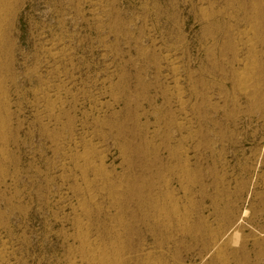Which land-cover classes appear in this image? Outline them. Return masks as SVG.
Masks as SVG:
<instances>
[{"label":"rangeland","instance_id":"obj_1","mask_svg":"<svg viewBox=\"0 0 264 264\" xmlns=\"http://www.w3.org/2000/svg\"><path fill=\"white\" fill-rule=\"evenodd\" d=\"M0 2V264H264V0Z\"/></svg>","mask_w":264,"mask_h":264},{"label":"bare ground","instance_id":"obj_2","mask_svg":"<svg viewBox=\"0 0 264 264\" xmlns=\"http://www.w3.org/2000/svg\"><path fill=\"white\" fill-rule=\"evenodd\" d=\"M8 2V1H7ZM1 3V2H0ZM6 3V2H5ZM1 5H3V3H1L0 4V8L2 7ZM3 7H4V5H3ZM6 7V6H5ZM6 9V8H5ZM5 12V11H4ZM1 13V12H0ZM1 17H3V16H0V18ZM3 19V18H2ZM7 20V19H6ZM4 23V22H3ZM2 40V39H1ZM252 64V63H251ZM254 65V64H253ZM254 70V69H253ZM250 73V72H249ZM247 75V74H246ZM247 81V80H246ZM1 83V82H0ZM251 83V82H250ZM246 85V84H245ZM244 85V86H245ZM250 87V86H249ZM245 89V88H244ZM246 91V90H245ZM2 116V115H1ZM5 118V117H4ZM2 120V122L4 121L3 119H1ZM5 124V123H4ZM2 125V124H1ZM1 128V127H0ZM3 128V127H2ZM4 129V128H3ZM2 130V129H1ZM3 137H1V139H2ZM7 138V137H6ZM2 141V140H1ZM2 154V153H1ZM161 208V207H160ZM164 210L166 211V209L164 208ZM162 211V210H161ZM160 211V212H161ZM163 212V211H162ZM176 213H177V211H175ZM164 213H166V212H164ZM167 214V213H166ZM164 216V215H163ZM162 216V217H163ZM168 221V220H167ZM180 222V221H179ZM182 224V223H181ZM82 238H84V237H82ZM88 243V242H87ZM83 245V244H82ZM87 244H86V241H85V246H86ZM89 247H91V245L89 246ZM114 247V246H113ZM120 247V246H119ZM87 249V248H86ZM217 249V248H216ZM88 250V249H87ZM90 250V249H89ZM85 251V250H84ZM112 250H110V252H111ZM107 252H109V251H106V253L105 252H103V251H100V250H98V249H94L93 248V250H92V247H91V251L88 253V255H89V258H87V260L90 262V263H92V264H97V263H99V264H116L117 263V260L118 259H115V258H117V257H114V255L112 256V255H109ZM116 252V251H115ZM120 258V257H119Z\"/></svg>","mask_w":264,"mask_h":264}]
</instances>
